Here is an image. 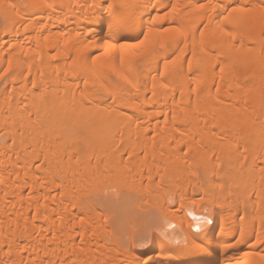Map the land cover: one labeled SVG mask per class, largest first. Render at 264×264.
Returning <instances> with one entry per match:
<instances>
[{
  "label": "bare ground",
  "instance_id": "bare-ground-1",
  "mask_svg": "<svg viewBox=\"0 0 264 264\" xmlns=\"http://www.w3.org/2000/svg\"><path fill=\"white\" fill-rule=\"evenodd\" d=\"M0 264H264V0H0Z\"/></svg>",
  "mask_w": 264,
  "mask_h": 264
},
{
  "label": "rangeland",
  "instance_id": "rangeland-1",
  "mask_svg": "<svg viewBox=\"0 0 264 264\" xmlns=\"http://www.w3.org/2000/svg\"><path fill=\"white\" fill-rule=\"evenodd\" d=\"M150 155V154H149ZM147 155V157L149 156ZM144 154L140 153V157H143ZM128 155L123 154V159H127ZM202 174V173H201ZM144 177L141 184L131 188L128 191H118L117 189L113 190V198L117 200L118 208L115 207L114 215L112 220L109 223L111 229L114 230L119 237V244L124 248H130V237L136 236L141 240V245L147 247L151 244L149 235L151 229L154 226H166L169 224V220L180 213H187L189 215V220L194 222L196 219L190 215V211H194L195 208H186L183 207L181 210L178 208V204L175 203V196L173 190H169L167 187H156V184L159 182V178H155L151 182H147L145 179L146 173L142 175ZM200 177H203L200 175ZM141 179V176L137 177ZM194 181H197V177H193ZM148 184L150 187H148ZM109 192V191H108ZM105 193L106 196L104 199H109V194ZM189 193H193V197L190 200L200 198V193L196 188L189 189ZM108 196H107V195ZM111 199V198H110ZM189 202V200L187 201ZM185 202V203H187ZM118 210V211H116ZM112 211V212H113ZM111 214V213H110ZM115 221L113 222V220ZM118 219V220H117ZM118 224H113V223ZM108 225V227H110ZM208 226H212L211 223ZM108 238V235H106Z\"/></svg>",
  "mask_w": 264,
  "mask_h": 264
}]
</instances>
